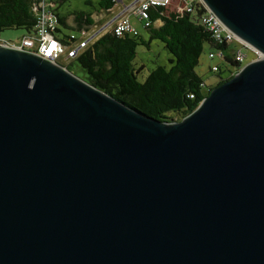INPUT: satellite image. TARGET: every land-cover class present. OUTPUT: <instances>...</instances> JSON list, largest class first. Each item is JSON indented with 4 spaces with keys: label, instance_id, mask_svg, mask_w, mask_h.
<instances>
[{
    "label": "water",
    "instance_id": "obj_1",
    "mask_svg": "<svg viewBox=\"0 0 264 264\" xmlns=\"http://www.w3.org/2000/svg\"><path fill=\"white\" fill-rule=\"evenodd\" d=\"M262 57L164 123L0 46V264H264V0H203Z\"/></svg>",
    "mask_w": 264,
    "mask_h": 264
},
{
    "label": "trees",
    "instance_id": "obj_2",
    "mask_svg": "<svg viewBox=\"0 0 264 264\" xmlns=\"http://www.w3.org/2000/svg\"><path fill=\"white\" fill-rule=\"evenodd\" d=\"M63 1L65 0H49V3L56 5ZM113 7V0H99L95 11L109 12ZM52 10L56 13L60 26L70 30L95 25L93 13L79 12L73 15L74 27L70 26L67 17L57 13L56 6ZM203 12L196 9L194 13L181 14L161 7L151 8V26L146 28L148 40L140 34L117 37L113 32L106 33L74 60L86 74L82 80L146 116L164 123L182 121L215 88L231 80L248 62L245 60L242 65L238 63L235 59L237 48L231 49V44L224 45L200 24L199 18ZM34 13V3L29 0H0V34L7 30H24L25 37H33L36 25ZM58 33H61V29ZM154 40L161 42L172 55V66L156 67L141 82L139 75L144 66L136 68L133 63L137 48H149ZM206 45L211 52H222L221 60L227 63L229 72L223 78V71L219 67L217 73L220 81L211 86L196 73ZM69 64L66 66L68 71ZM174 116H178L180 121H176Z\"/></svg>",
    "mask_w": 264,
    "mask_h": 264
},
{
    "label": "built area",
    "instance_id": "obj_3",
    "mask_svg": "<svg viewBox=\"0 0 264 264\" xmlns=\"http://www.w3.org/2000/svg\"><path fill=\"white\" fill-rule=\"evenodd\" d=\"M34 3V14L36 18L35 34L33 37H24L18 45L10 42L0 41V46L24 50L44 59L58 62L62 67L66 68V63L74 61L84 50L96 42L100 35L108 28H83L79 30L80 35L74 34L59 36L58 30L60 23L56 13L52 10L55 4H50L49 0H29ZM114 7L109 11L112 15V24L109 32H113L117 37L138 36V30L133 26L130 16L135 15L143 22L145 28L151 26L150 10L154 7L165 9L173 8L176 13H194L196 9L203 10L199 18L200 24L212 36L219 37L224 45L238 43L239 48L236 50L235 59L241 65L246 59V55L242 52L243 48L252 51L256 58L262 57V54L248 43L237 37L231 32L207 7L203 0H113ZM222 58V52H211L209 58ZM214 73L219 71L218 66L212 68ZM193 98V95L191 96Z\"/></svg>",
    "mask_w": 264,
    "mask_h": 264
},
{
    "label": "rangeland",
    "instance_id": "obj_4",
    "mask_svg": "<svg viewBox=\"0 0 264 264\" xmlns=\"http://www.w3.org/2000/svg\"><path fill=\"white\" fill-rule=\"evenodd\" d=\"M99 0H65L62 3L58 2L56 4L57 13H59L63 17L68 18V23L70 26H76L75 22L73 20V15L79 12L84 13H93V19L95 20V25L93 28H97V30L104 28L103 30L108 28V32L110 31V26L112 24V15L110 12H96L95 7L97 6V3ZM170 11H174L173 8L169 9ZM130 20L133 24V26L138 30L139 34L145 39L148 40L149 35L147 29L144 27V24L142 21H140L135 15L130 16ZM61 33H59V36L64 35H71L74 34L76 36H79V30H70L68 28L60 26ZM107 31H105L104 34L100 35L102 37L105 35ZM26 36V32L24 30H7L0 34V41L3 42H10L14 43L19 46L21 43V40ZM231 49L239 48V44L231 43L230 45ZM211 52V49L208 45L205 46L204 52L200 58V63L196 67V73L202 77V79L206 82L208 85H216L219 81V73H213L212 68L214 66H218L222 69L223 73L221 76L223 78L227 77L229 75L227 63L221 60L219 57H215L214 59L209 58V53ZM242 52L246 55V61L252 62L254 60H257L256 55L246 49L243 48ZM170 59H172V55L164 48V45L154 40L152 41L149 48L145 46H139L137 48V56L133 63L135 64L136 68H139L141 66H144L142 72L139 75V80L141 82L145 81L149 73L154 70L158 66H163L165 68H170L172 64L170 63ZM57 64L61 65L57 62ZM244 64L243 66H245ZM68 66V64H65ZM69 72L73 74L74 76L84 79L86 77L85 72L80 67L79 63L77 61H72L71 64H69ZM62 66V65H61ZM176 118V121H180L178 116H174ZM179 119V120H178Z\"/></svg>",
    "mask_w": 264,
    "mask_h": 264
},
{
    "label": "bare ground",
    "instance_id": "obj_5",
    "mask_svg": "<svg viewBox=\"0 0 264 264\" xmlns=\"http://www.w3.org/2000/svg\"><path fill=\"white\" fill-rule=\"evenodd\" d=\"M215 37H216V39H217V40H219V41H220L219 37H217V36H215ZM47 60H49V61L53 62V60H50V59H47ZM53 63H57V62H53Z\"/></svg>",
    "mask_w": 264,
    "mask_h": 264
}]
</instances>
